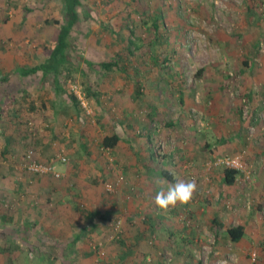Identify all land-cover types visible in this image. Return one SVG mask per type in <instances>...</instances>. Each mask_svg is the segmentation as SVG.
<instances>
[{
    "label": "rangeland",
    "instance_id": "1",
    "mask_svg": "<svg viewBox=\"0 0 264 264\" xmlns=\"http://www.w3.org/2000/svg\"><path fill=\"white\" fill-rule=\"evenodd\" d=\"M83 2V7L78 11L80 21L70 32L72 47L68 51L78 64L82 65L83 71L63 72L67 75L62 74V79L66 77L69 92L74 93L72 90L74 87L81 95L85 107L81 103L79 106L82 108L83 124L88 126L87 128L90 130L105 128L111 131L113 127L120 132V128L122 129L126 124L127 118L124 117L123 110L131 99L128 96L131 94L134 98L137 90L139 93L147 90L146 96L142 94L145 96H142V99L155 103V95L158 96L159 90L170 104L167 106V113L163 115L164 120L179 118L185 121V117L189 114L188 121L199 133L198 139L202 142L205 139L213 143L214 140L225 135L232 137V141L215 143L209 148L210 150L201 151L205 157H201L199 152L197 163H194L193 167L185 169L183 167L181 169L180 165L177 167L186 181L194 179L197 182V190L189 203L180 205L175 215L171 212L173 209H178L177 205L162 211L154 204V197L159 190L156 189L158 188L156 181H162L160 187L165 183L156 166L150 170L153 174L147 178L146 183H143L146 188H142L140 182L131 184V187L127 186L129 193L127 196L130 198L121 202L119 191L127 184L126 177L123 176L119 165H113V158H109L112 156L110 153L108 156L109 150H106L104 159L107 162L105 163L102 158L101 160L106 164L105 168L111 171H108L106 179H102L97 184L101 186V193L106 200L114 201L116 206L113 204L112 208L115 209L109 217L112 230L107 245H104L106 236L101 238L97 234L89 239L99 242L97 254L114 255V264H174L171 259L178 251L187 254L193 260L187 264H240L239 258L236 256V261L233 256L237 252L236 244L230 246V242L223 240V230L219 229L217 224H212L211 220L216 217L226 226L235 225L239 220L245 221L249 216L253 222L259 219L264 223V191L256 190L260 185L254 187L257 179H264L262 176L264 175V0H83ZM21 3L25 5L21 6ZM23 7L30 10V18L28 21L27 18L21 20L22 23L18 27L24 34L21 41L28 39L26 45L29 48L31 46L34 54H37L42 51L38 44L41 41L39 36H50L54 27H57L55 24L57 19L63 22L61 1L0 0V15L5 19H22ZM156 13L160 14L161 22L164 24L161 32L163 38L160 39V43L156 41V45H152L149 43L152 40L149 17ZM129 40L134 41L136 47L134 44L131 45ZM128 49L132 53H127ZM28 53L31 51L28 50ZM116 55L119 56V64L126 67L125 71L118 68L110 70L99 68L98 64L105 58ZM85 60L92 61L96 65L89 66L84 62ZM101 71L104 73L99 74ZM159 77H162V80H158V86H155L156 83L152 85V80ZM86 79H89L87 84L84 81ZM86 85H90L88 88H96L94 96L99 97L101 105H97L89 95ZM243 98L247 101L246 108L242 102ZM73 110L72 108L71 112ZM64 114L61 111L60 116L51 119L31 116L22 120L26 121L31 133L34 130L42 132L50 129L51 125L55 126V129L57 127L56 130L62 134L71 129L73 133L67 144H70V140L77 142L76 133L72 130L75 127L74 116H64ZM55 129L53 131L56 132ZM237 130L241 132L238 138L233 134ZM93 131L96 132L94 129ZM62 134L55 138L63 143L62 138L65 134L64 136ZM179 139L183 144L187 143L185 139ZM169 141L160 139L155 142V146L158 143L157 148L159 147L158 151L161 155L167 154L170 150L169 144L173 142L169 143ZM239 141L242 144L238 143ZM32 147V144L28 148L24 146L22 156L31 149L41 162L53 161L60 169L56 168L60 177L53 176L58 185H62L63 182L67 189L73 188V185L68 183L73 177L66 176L68 170L66 168L61 170V164L63 166L71 164L73 169L75 166L78 168L79 165L77 166L76 161L68 157L66 150L55 148L50 154V159L46 161L39 158L38 151ZM142 155L146 154L142 153ZM234 155H241L245 173H239L233 185H220L218 178L224 167L214 166L213 163L218 158ZM59 156H64L66 161H58ZM21 160L17 162L8 160L0 165V171L3 170L6 179L19 176L22 180L35 176L22 166ZM86 167L84 165L82 170L78 168L77 173L73 171L75 174L73 176L81 179L80 176L87 172ZM114 174H118V177L123 176V181L110 192L107 191L106 185L114 182L118 177L107 179ZM8 186L11 187L12 184L9 183ZM202 187L205 190L211 187L213 190L212 193L205 192L209 195L207 201L198 194L199 190L203 191ZM217 197V200H213ZM0 199L2 209L11 207L10 204L5 203L6 199ZM183 206L187 212L190 211V214L199 213L201 210L198 208L204 207L205 214H201L204 218L196 216L191 222L202 219L207 226L205 225L206 227L200 231H184L182 235L174 229L167 230L166 224L168 225L172 218L174 220L180 217L181 221H179L185 222V212L180 211ZM251 207L256 209L252 211ZM131 209L134 211L133 215ZM251 234L254 237L256 229ZM173 237L176 238L174 245L170 241ZM181 239L186 241L181 242ZM179 241L183 245L184 242L196 243L181 246ZM200 241L203 242L196 246ZM217 241L222 243V255L226 256L225 259L218 260L217 256L220 254L214 253ZM250 248L247 246L241 252L244 260L253 264L264 263V256L260 257L258 254L254 261L251 260V252L255 250ZM241 253L239 250L238 254ZM28 257L25 254L22 264H42L31 260L28 262ZM207 260H212L213 263H208ZM102 261L103 258L100 257L98 262L93 264H103ZM7 262L10 263L8 260Z\"/></svg>",
    "mask_w": 264,
    "mask_h": 264
},
{
    "label": "crops",
    "instance_id": "2",
    "mask_svg": "<svg viewBox=\"0 0 264 264\" xmlns=\"http://www.w3.org/2000/svg\"><path fill=\"white\" fill-rule=\"evenodd\" d=\"M60 1L61 16L63 18L66 8L64 0ZM21 4V6L25 5L24 3ZM83 5L84 2L82 1L81 5L75 8L78 16L76 23L80 21L78 11ZM29 12V9L23 7L22 19L19 20H14L13 18L5 19L0 15V165H3L8 160L17 162V160L22 158L23 147L27 146L28 148L32 144V148L38 151L39 158L46 161L50 159V154L55 148L66 150L68 157L75 160L77 166L79 165L78 168L82 170L84 165L87 166L85 168L87 172L82 174V176L79 175L82 177L81 179H77L76 176H73L75 175L73 171L75 173L78 172L76 166L73 169L70 166L71 164H66L65 166L61 164V170H65V168L68 170L66 176H69V178L73 177L70 180L72 182H68L73 185V188L67 189L63 182L61 183L62 185H58L56 179L50 174L35 175L34 177H29V179L21 180L19 176L6 179L3 170L0 171V198L6 199L7 202L5 201V203L11 206L10 208L2 209V200L0 199V264H22L25 254H27V257L29 256L28 262L31 260V262H40L42 264H93L98 262L100 257L103 258V264H114V255H98L99 242L89 240L92 236L95 237L99 234L98 236H101V238L106 236L104 245H107L108 237L112 230L111 225H109L111 223L109 217L115 209L112 208L114 201L106 200V197L101 193V186L97 184L102 179H106L109 174L108 171H111V169L107 170L108 168H105V163L107 162L104 159L106 149L109 150L108 153L113 158V165H119L123 176L126 177L128 185L122 186L119 191L121 202H124L130 198L128 197L127 186L131 187V184L140 182L139 185L142 188H146L143 183H146L147 178L153 174L150 172L153 166L159 168V173L165 179L164 184L167 183L166 187L169 183H175L177 180L186 181L180 174V169L177 168L179 165L181 169L182 167L183 169L193 167L194 163H197L199 152L210 150L209 148L215 143L232 141V137L231 135H225L214 140L213 143L208 142V140L205 141V139L202 142L198 139L199 133L188 121L189 114L185 117V121H181L179 118L164 120L163 115L167 113V106H170V104L163 97V94H160L158 89V96L155 95V103L142 99L143 95L146 96L147 90L144 93H139L137 90L135 92L137 95L134 98L131 97V94L128 96L131 99H129V104L125 108L123 106L124 117L127 119L125 127L120 128L121 133L113 127L111 131H107L105 128H98L97 130L93 128L96 132L93 129L90 130L87 128L88 126L83 124L82 108L76 105L69 96L66 77L62 79V74L64 76L67 75L63 72L68 73L67 68H70L71 63L75 66V68L71 67L74 69H71V72L83 71L82 65H79L75 57L70 55L72 62L60 65L59 74L53 73L52 65H48L45 62L51 50V40L55 35L53 34L55 27L50 36H39L41 41L38 44H40L42 51L40 50L39 53L34 54L32 47L30 46L29 48L26 45L28 39L21 41L24 34L18 28L22 23L21 20L26 18L27 21L29 20ZM62 23H64V18ZM31 45L34 46V44ZM28 50L31 53H28ZM33 50L35 49L33 48ZM90 62L92 67L96 65L92 61ZM112 68L114 67L108 70ZM103 73V71L99 72V74ZM158 80H162V77L153 79L152 85L156 83L157 85L155 86H158ZM84 81L87 84L89 79ZM89 86L86 85L89 95L96 101L97 105H101L99 97L94 96L96 88H88ZM130 91L132 92V90ZM72 108L74 109L73 113L71 112ZM61 111L63 114L65 113L64 116H74L75 127L72 130L76 133L77 142L70 140V144H67L69 143L68 139H71L69 138L70 135L73 133L71 129L62 134L56 130L57 127L55 129V126L51 125L50 129L42 132L34 130L31 133L27 128L26 121L22 120L31 116L40 119H51L60 116L59 113ZM104 116L108 117V115ZM167 122H172V124L165 125ZM112 133H116L119 140L112 147H103L101 144L103 137ZM60 134L63 136L65 134L64 138H62L63 143L55 138ZM233 134L236 138L241 136V132L238 130ZM179 138L185 139L187 143L183 144ZM160 139L167 142L170 140L169 143H173L169 144L170 150L165 157L156 160L154 155L149 157V154L155 142ZM238 143L242 144L241 141ZM142 153L146 155H142ZM200 155L205 157L203 152ZM117 175H111L107 180L116 179ZM69 178L67 179L69 180ZM222 179L223 171L218 178V182L220 185H225ZM9 183L12 184L11 187L8 186ZM258 185L260 187H257ZM254 187H257L256 190H262L261 192H263L264 179H257ZM202 188L203 191L199 190L198 194L207 201L209 198H207L208 194L206 195L205 192L212 193L213 190L211 187L206 190L204 187ZM217 199L218 197L213 200ZM180 205L182 204H177L178 209H173L172 215L177 214ZM184 207L180 211L185 212V222H180V217L174 219L175 221L172 218V221L168 225L166 224V229L179 231V235L184 234L183 232L187 230H203L207 225L202 219L198 220L199 223L191 221L195 220L196 216L204 218V216L201 217V214H205V208L201 207L199 209L194 206L201 211L190 214V211L188 210L187 212ZM254 208L256 209V207H251L250 209L253 211ZM130 212L132 215L134 214L132 209ZM208 225L210 226L211 223ZM235 225L245 227L244 236L240 240L233 242L224 234L223 228L218 226L219 229L223 230L224 237L222 239H226L228 243L230 242V246L236 244L237 252L233 256L239 258L240 264H253L248 260H244V255L241 252L247 246H250V249L257 251L258 256H264V223L259 219L253 222L251 217L247 216L245 221L241 222L239 220V223ZM255 229L256 234L253 237L250 233H254ZM218 235L220 236V234ZM175 239L173 237L170 240L172 245H174ZM183 240L181 239L180 241L183 242ZM201 242L203 241L198 242L196 246L200 245ZM193 243L195 244L196 242H184V245L181 243V246H190ZM214 249L215 254H220L217 256L218 260L226 258V256L222 255L223 247L221 242L217 241ZM239 250L241 254H238ZM33 259L35 261H32ZM215 259L217 258L215 257ZM171 261L174 264H187L193 260L187 254L178 251V253H174ZM207 261L208 263H213L212 260Z\"/></svg>",
    "mask_w": 264,
    "mask_h": 264
},
{
    "label": "trees",
    "instance_id": "3",
    "mask_svg": "<svg viewBox=\"0 0 264 264\" xmlns=\"http://www.w3.org/2000/svg\"><path fill=\"white\" fill-rule=\"evenodd\" d=\"M83 0H64L65 3V12L63 15L64 23H61L59 20L55 21V24H57V27L54 29V36L51 40V50L49 55L46 59V64L52 65V72L55 74L60 73V65L64 64H70L72 61V57L70 56V53L68 52L69 49H71V41H70V32L73 29V26L76 24L78 20V16L76 13V7L81 5ZM87 1V0H86ZM161 16L160 14H154L149 17V22L151 23L150 31H151V41H149L150 44L156 45L157 43H160V39L163 38V34L161 32L164 28V24L161 22ZM130 44H134L136 47V44L134 41L129 40ZM148 44V43H147ZM127 53H132L127 50ZM119 56L116 55L114 57H107L102 62H100L98 65L101 69L108 70L111 67L118 68L120 70L125 71L126 67L122 64H119ZM74 61V60H73ZM85 63L87 65L92 66V63L88 60H85ZM44 67V65H43ZM71 67L75 68L74 65H72L70 68H67L68 73H70L72 70ZM40 68V67H37ZM72 69V70H71ZM36 70V69H35ZM69 96L71 100L76 104L79 105V100L77 96L72 92H69ZM171 125L172 122H167L165 125ZM119 140V137L116 133H112L110 135H106L103 137L101 144L103 147L108 148L114 146L117 141ZM157 145L152 147V150L149 154V157L154 155V158L156 160H160L165 157V155H161L159 150V147L157 148ZM239 175V171L232 168H224L223 170V183L227 185H233L236 182V178ZM213 224H217L219 227L223 228L224 234L233 242H236L240 240L244 234H245V227L242 225H224L223 222H221L218 218H213L212 220ZM222 225V226H221ZM179 232V231H178ZM180 233V232H179Z\"/></svg>",
    "mask_w": 264,
    "mask_h": 264
},
{
    "label": "built area",
    "instance_id": "4",
    "mask_svg": "<svg viewBox=\"0 0 264 264\" xmlns=\"http://www.w3.org/2000/svg\"><path fill=\"white\" fill-rule=\"evenodd\" d=\"M76 88V87H75ZM72 90L74 91L75 95L77 96L79 103L83 107H85V103L81 97V95L78 93L74 87H72ZM242 102H244V108L247 107V101L245 98L242 99ZM30 128V127H29ZM108 150V149H106ZM108 153V152H107ZM109 156V153H108ZM109 158H111L109 156ZM241 155H234V156H224L221 158L216 159V161L213 163L214 166L221 165L224 168H232L239 171V173L243 172L245 173V167L244 163L241 160ZM21 164L22 166L31 174L35 175H47L50 174L54 176L55 178L60 177V173L56 169L55 163L53 161L51 162H41L37 159V157L34 154V151L29 149L25 152V154L21 158ZM110 160V159H109ZM58 161H66L64 156H59ZM123 181V176H119L114 182L108 183L106 185L107 191H114L116 188V185H119V182ZM118 225L116 226V228ZM257 253L255 251L251 252V260L254 261L256 259Z\"/></svg>",
    "mask_w": 264,
    "mask_h": 264
},
{
    "label": "clouds",
    "instance_id": "5",
    "mask_svg": "<svg viewBox=\"0 0 264 264\" xmlns=\"http://www.w3.org/2000/svg\"><path fill=\"white\" fill-rule=\"evenodd\" d=\"M156 184L159 190L154 197V204L158 209L164 211L175 207L178 203H189L197 190V182L194 179L177 180L175 183L168 184L166 188L160 187L162 184L160 180H157Z\"/></svg>",
    "mask_w": 264,
    "mask_h": 264
}]
</instances>
